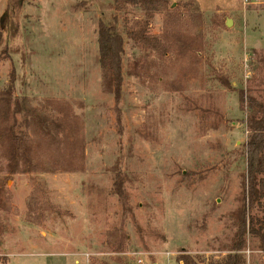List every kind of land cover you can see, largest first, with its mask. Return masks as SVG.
I'll use <instances>...</instances> for the list:
<instances>
[{"label": "rangeland", "instance_id": "374dc122", "mask_svg": "<svg viewBox=\"0 0 264 264\" xmlns=\"http://www.w3.org/2000/svg\"><path fill=\"white\" fill-rule=\"evenodd\" d=\"M169 1L149 18L114 0H0V29L9 6L19 24L13 38L3 29L0 96L14 75V98L63 123L39 126L58 140L48 144L31 116L16 115L41 162L67 165L11 173L0 142V264L228 254L247 171L240 91L264 99V0ZM114 16L126 40L121 124L99 60V24ZM140 28L166 51L126 34ZM242 254L264 263L253 243Z\"/></svg>", "mask_w": 264, "mask_h": 264}, {"label": "trees", "instance_id": "16d2710c", "mask_svg": "<svg viewBox=\"0 0 264 264\" xmlns=\"http://www.w3.org/2000/svg\"><path fill=\"white\" fill-rule=\"evenodd\" d=\"M117 4L131 3L141 6L149 18L153 17L156 12L169 8V0H114ZM9 6L8 11L1 18L0 29V64L8 58L9 47L4 39V27L10 23L12 38L15 37L19 24L13 18L14 11ZM99 60L103 68L104 80L107 86L114 94L115 105L117 107V123L122 122V112L120 102L122 101L123 88L125 83V56L126 40L124 31L121 29L119 19L114 16L108 22L99 24ZM137 43H145L152 46L153 49H164L166 46L158 40L156 36L145 32V29L128 30L126 33ZM131 70H134L131 65ZM14 75L8 89L1 92L0 96V142L2 151L8 158V170L15 173L21 170V164H24L25 171L37 169L56 170V168L67 167L55 162L47 165L39 160L34 153L36 144L30 135L19 131L16 115L18 112L24 114L25 120L28 121L31 116L32 121L38 126L51 122L52 128L63 127V123L50 117L40 115L38 111L26 105L19 98L13 97ZM240 101L246 105L247 114L243 118L249 131L246 143L247 171L245 192L242 197L241 205L235 215L236 231L232 242L227 248L229 251L226 257L220 260L210 259L204 264H247L245 256L242 254L250 243L254 244L255 250L264 251V99L256 98L243 90L240 91ZM121 126H119L120 128ZM36 129V128H35ZM41 131V130H40ZM42 132V131H41ZM39 132L40 138L47 142L57 141L55 135L50 132ZM55 139V140H54ZM65 139L69 140L66 135ZM71 144L70 142H67ZM61 166V167H59ZM62 168L60 170H65ZM118 182L116 192L124 197L123 183L126 178L124 173L117 171ZM258 211H263L260 215ZM181 264H200L191 254L182 253L179 255ZM264 264V263H262Z\"/></svg>", "mask_w": 264, "mask_h": 264}, {"label": "water", "instance_id": "95a60500", "mask_svg": "<svg viewBox=\"0 0 264 264\" xmlns=\"http://www.w3.org/2000/svg\"><path fill=\"white\" fill-rule=\"evenodd\" d=\"M231 22H232V20L231 19H228L227 22H226V24L229 26Z\"/></svg>", "mask_w": 264, "mask_h": 264}, {"label": "crops", "instance_id": "0c3cea01", "mask_svg": "<svg viewBox=\"0 0 264 264\" xmlns=\"http://www.w3.org/2000/svg\"><path fill=\"white\" fill-rule=\"evenodd\" d=\"M78 261V260H77Z\"/></svg>", "mask_w": 264, "mask_h": 264}]
</instances>
